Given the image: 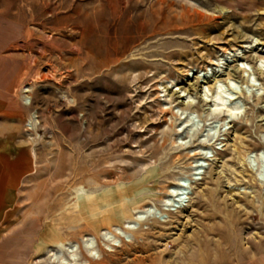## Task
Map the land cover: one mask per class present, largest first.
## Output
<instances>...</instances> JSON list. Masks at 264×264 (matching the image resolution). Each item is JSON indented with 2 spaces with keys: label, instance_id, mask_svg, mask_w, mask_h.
Here are the masks:
<instances>
[{
  "label": "rangeland",
  "instance_id": "obj_1",
  "mask_svg": "<svg viewBox=\"0 0 264 264\" xmlns=\"http://www.w3.org/2000/svg\"><path fill=\"white\" fill-rule=\"evenodd\" d=\"M229 77L221 97L240 111L211 112L205 87ZM263 131L264 0H0V249L16 237L13 264H58L50 253L70 245L86 264H264V162L257 174L244 161ZM180 178L190 199L167 210ZM106 232L121 244L107 249Z\"/></svg>",
  "mask_w": 264,
  "mask_h": 264
},
{
  "label": "bare ground",
  "instance_id": "obj_2",
  "mask_svg": "<svg viewBox=\"0 0 264 264\" xmlns=\"http://www.w3.org/2000/svg\"><path fill=\"white\" fill-rule=\"evenodd\" d=\"M100 45L98 44L97 48ZM98 50H100V49L98 48ZM89 51L92 52V47L89 49ZM98 53H100V52H98ZM241 64H242V66H240L239 69L242 72V77L246 78L247 81L250 82L252 80V76L250 73L246 72L247 71V64L244 61H242ZM215 76H217V74H215ZM235 83H236L235 79L229 77L226 82H224L220 79L216 80L214 82V86L212 87L213 89L211 88L212 91H211L210 87L209 88L207 86L205 87V91H204L205 92L204 93L205 98L204 99L211 103L210 108H209L211 112H217L219 110H223L225 108H228L230 115H235L236 113L238 114L241 107L238 106L237 104L229 107L227 104V100L221 97V93L226 88V85L229 86L230 84H235ZM23 89H24V92H29L30 86L26 85V86H24ZM186 90L182 89L180 91L181 94L178 93L177 96H178V98H184V100L187 99L186 104H190L191 103L190 102L191 95L189 94L190 92H186ZM180 103L182 105H185V101H183V100ZM181 114L184 115L182 117L186 120L182 123V125L178 128V130L182 131V129L185 127V128H187V134L190 135L197 127V124L193 121L194 114L192 112L188 113L187 111H184ZM263 134H264V131H263ZM244 161L246 163H249L248 165H250V166L252 163L257 162L256 168H254L253 166L251 167L252 171L254 170V172L257 174L259 172H262L260 170L259 163L264 162V148L260 149L256 152L247 153L244 157ZM202 162L203 161L200 158L199 160L196 161V165H195V169L197 171H200V173L202 171ZM195 174H197V173H195ZM261 181L264 183V180H261ZM188 182L189 181L187 180V178H180L177 184L170 186V188L168 189V197L166 198V200H164L165 205H166L165 209L169 210L170 209L169 206H171L173 203L180 202L185 197V194H187V197L190 199V197L188 196L189 192L187 191V188H188L187 186H188V184H190ZM178 207L180 209L184 208V206H182V205H180ZM191 223H192V219L188 216L183 222H181L179 224L186 226V225H189ZM126 227L130 228V226H126ZM105 237H106V240L108 242H110V243H105V246L107 247V249L110 248L112 250L113 246H117V245L121 244V241L117 235H114L110 232L109 233L106 232ZM82 246L85 249V251L87 252V255L89 257H100V250L97 247V245L94 243L93 239L87 238L86 240H84ZM39 250H40V248L38 247L37 251H39ZM50 257L53 260L57 259L58 264H86L87 263L86 261H81V257L79 255L78 248L74 245H70L69 247L66 248L65 252H62V254H59V255L57 253L52 252V253H50Z\"/></svg>",
  "mask_w": 264,
  "mask_h": 264
},
{
  "label": "crops",
  "instance_id": "obj_3",
  "mask_svg": "<svg viewBox=\"0 0 264 264\" xmlns=\"http://www.w3.org/2000/svg\"><path fill=\"white\" fill-rule=\"evenodd\" d=\"M16 241V237H6L4 240H3V245L0 249V260H2V263L3 264H13L11 262L12 259L16 258L17 257V254L15 251H13V246L16 245L15 243ZM24 244V249H26L27 247L29 248L30 247V242H25V243H22V242H17V244Z\"/></svg>",
  "mask_w": 264,
  "mask_h": 264
}]
</instances>
